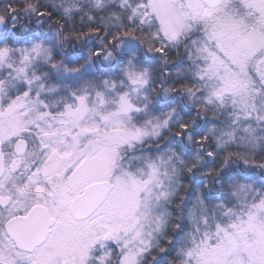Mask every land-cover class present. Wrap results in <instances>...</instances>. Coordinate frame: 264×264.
Segmentation results:
<instances>
[{
  "label": "snow or ice",
  "instance_id": "snow-or-ice-1",
  "mask_svg": "<svg viewBox=\"0 0 264 264\" xmlns=\"http://www.w3.org/2000/svg\"><path fill=\"white\" fill-rule=\"evenodd\" d=\"M0 264H264V0H0Z\"/></svg>",
  "mask_w": 264,
  "mask_h": 264
}]
</instances>
